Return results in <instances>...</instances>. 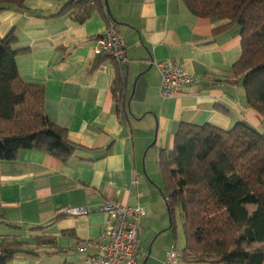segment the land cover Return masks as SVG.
Segmentation results:
<instances>
[{
  "label": "crops",
  "instance_id": "obj_1",
  "mask_svg": "<svg viewBox=\"0 0 264 264\" xmlns=\"http://www.w3.org/2000/svg\"><path fill=\"white\" fill-rule=\"evenodd\" d=\"M69 1L26 0V10L0 12V34L15 28V47L29 48L17 57L21 77L44 87L47 114L78 144L67 162L22 149L16 160L0 163V245L4 238L18 239L33 250L6 264H85L99 252L86 244L101 241L108 214L100 208L107 200L141 205L146 214L137 219L139 228L144 223L148 233H162L166 225L149 216L158 207L147 198L138 166L143 144L155 133L159 148L170 151L183 122L229 129L242 121L264 130L244 87L227 80L242 55L238 27L220 30L225 21L198 17L182 0H107L111 24L126 43V60L118 61L94 53L96 37L111 25L99 10L84 22L51 16ZM152 61L183 64L199 82L164 98ZM118 71L126 83L128 110L122 114L112 91ZM67 207L89 213H59ZM39 237L51 243L40 244ZM139 258L142 264L147 258V264H204L168 263L159 248L140 247Z\"/></svg>",
  "mask_w": 264,
  "mask_h": 264
},
{
  "label": "trees",
  "instance_id": "obj_2",
  "mask_svg": "<svg viewBox=\"0 0 264 264\" xmlns=\"http://www.w3.org/2000/svg\"><path fill=\"white\" fill-rule=\"evenodd\" d=\"M182 1L198 17L225 21L220 30L239 28L242 55L227 80L244 87L248 106L264 118V0ZM11 8L26 10V0H0V12ZM95 10L112 23L105 0H70L51 16L68 14L84 22ZM17 42L15 28L0 34V163L16 160L22 149L41 150L67 162L78 144L47 114L44 87L21 77L17 57L29 48H16ZM125 84L118 71L112 91L120 114L128 110ZM159 160L170 228L175 229L176 208L183 217L182 261L264 264V130L242 121L229 129L183 122L173 148L161 150ZM249 205L256 208L250 212ZM48 239L39 237L38 242L51 243ZM32 251L26 242L4 238L0 264Z\"/></svg>",
  "mask_w": 264,
  "mask_h": 264
},
{
  "label": "built area",
  "instance_id": "obj_3",
  "mask_svg": "<svg viewBox=\"0 0 264 264\" xmlns=\"http://www.w3.org/2000/svg\"><path fill=\"white\" fill-rule=\"evenodd\" d=\"M94 53L109 55L116 60H126V43L120 30L111 24L95 39ZM161 72L162 81L160 93L164 98H170L189 86L197 84L199 78L190 73L183 64L173 61L153 62ZM138 180H135L137 183ZM101 211L108 214V221L101 234V241L89 240V248H98L99 252L90 254L85 264H142L138 258L139 226L137 219L146 214L139 204L122 203L117 200H107L101 206ZM59 213L70 215H85L87 208H62ZM182 252L170 250L167 252L168 263H178Z\"/></svg>",
  "mask_w": 264,
  "mask_h": 264
},
{
  "label": "rangeland",
  "instance_id": "obj_4",
  "mask_svg": "<svg viewBox=\"0 0 264 264\" xmlns=\"http://www.w3.org/2000/svg\"><path fill=\"white\" fill-rule=\"evenodd\" d=\"M136 133L140 134L139 131H136ZM155 137L156 133L154 135V138H152V140L148 144H143L144 149L141 150V160H138V166L140 168V174L142 178L141 180L145 182V184L147 185V190L150 191H148L149 193H147V198L153 199L154 206L158 207L152 209V211L150 210L149 216L151 215L153 217L154 222H163V225H166V228H164V231L160 234H158V232L153 234V232H147V228L144 223L140 226L138 258L140 254V247L143 250L145 249V251L147 252L151 249L153 250L155 248H159V252L162 255V258L165 257V259L167 260V252L172 250V247L170 248L171 243H174V245H176V248H173V250L182 252L186 244V239L183 229V217L179 208H176L174 212L175 229L170 228V215L168 212L166 201L160 191V189L163 188L164 183L159 160L161 148H159V145L156 143L152 145ZM255 208V205L248 206L250 212H252ZM167 248H170V250L166 251ZM249 248L253 250L257 248V245H250Z\"/></svg>",
  "mask_w": 264,
  "mask_h": 264
},
{
  "label": "water",
  "instance_id": "obj_5",
  "mask_svg": "<svg viewBox=\"0 0 264 264\" xmlns=\"http://www.w3.org/2000/svg\"><path fill=\"white\" fill-rule=\"evenodd\" d=\"M105 2H106V5H107V9H108L107 0H105ZM108 11H109V9H108ZM156 141H157V134H156L155 140H154V142L152 143V145H154V144L156 143ZM144 172H145V170H144ZM160 191H161V193H162V190H161V189H160ZM147 261H148V258L144 260V263H143V264H147Z\"/></svg>",
  "mask_w": 264,
  "mask_h": 264
}]
</instances>
